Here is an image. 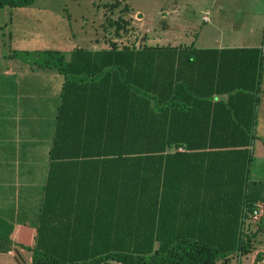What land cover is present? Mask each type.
Returning a JSON list of instances; mask_svg holds the SVG:
<instances>
[{"label": "trees", "instance_id": "trees-1", "mask_svg": "<svg viewBox=\"0 0 264 264\" xmlns=\"http://www.w3.org/2000/svg\"><path fill=\"white\" fill-rule=\"evenodd\" d=\"M114 27L101 50L36 54L65 83L33 264H217L253 252L260 232L264 242V218L245 223L259 200L248 179L262 48L150 45ZM12 231L0 216V252Z\"/></svg>", "mask_w": 264, "mask_h": 264}, {"label": "crops", "instance_id": "crops-1", "mask_svg": "<svg viewBox=\"0 0 264 264\" xmlns=\"http://www.w3.org/2000/svg\"><path fill=\"white\" fill-rule=\"evenodd\" d=\"M47 3L36 0L26 7L0 10V216L13 224V248L0 252V264H33L65 83V74L58 68L43 67L27 55L15 57L12 54L28 52L33 56L44 50H60L69 60L76 48L101 50L107 47V33L99 37L97 30L77 44L71 42L66 28L59 32L54 25L51 31H41L36 24L45 16ZM122 3L130 8L127 15L132 19V26L144 24V34L150 45H194L200 49L258 47L264 52V21L253 27L261 32L257 39L246 41L244 36L242 39L236 34L250 28L256 7L261 3L264 8V0H160L156 4L149 2L147 10L125 1ZM151 5H154L152 9ZM233 10L238 14L231 17L229 12ZM249 11L253 12L249 14ZM261 12L264 14L263 9ZM197 13H201V21L210 23L212 28L200 27ZM245 13L248 14L243 17ZM137 14L138 20H135L133 17ZM225 35L232 41L226 42ZM201 36L203 43L199 44ZM235 37L241 41H234ZM210 39L215 45L206 43ZM215 99L227 100L228 94ZM256 115L248 183H256L254 191L259 194L258 201L264 202V58ZM261 234L253 252L242 256L233 254L217 264H264V256L257 259L264 253ZM107 264L121 263L111 261Z\"/></svg>", "mask_w": 264, "mask_h": 264}, {"label": "rangeland", "instance_id": "rangeland-1", "mask_svg": "<svg viewBox=\"0 0 264 264\" xmlns=\"http://www.w3.org/2000/svg\"><path fill=\"white\" fill-rule=\"evenodd\" d=\"M48 3L45 5H48L45 9H47V12L44 14L45 16L41 18V22L37 23V27L41 28V31H51V27L54 25H57L60 31H64L65 28L68 31V36L72 37V43L77 44L81 43L84 37L93 36V34H96L97 30V36L102 37L105 33H109V30L114 31V26L119 25L123 28V33L127 32L129 36L128 38L131 41L134 39V37L144 38L145 35V27L144 24H135L131 28L129 26H126L127 22L130 23L129 16L127 13L130 11L129 7H125V4L122 3V1H125L129 4H132L133 6H138L143 8L144 10H147L148 5L150 3L156 4V2H159L160 0H46ZM150 2V3H149ZM154 6V5H153ZM151 5V8L153 7ZM123 9V10H122ZM149 9V8H148ZM262 9L264 11V8L261 3L258 4L256 7V13H254L252 17V21L250 22V28H253L254 26H258L264 21V14H262ZM122 10V11H121ZM239 11V9H237ZM234 11V10H233ZM253 11H249L248 13L251 14ZM248 13H245L243 17H245ZM236 13L235 11L229 12V15L232 17ZM215 13L212 14L214 17ZM241 15V14H239ZM36 16H38L36 14ZM135 15L133 17L135 20ZM202 14L197 13L196 21L200 25V27H206L212 28L210 23H203L201 21ZM132 20V19H131ZM94 21V22H93ZM103 22V23H102ZM66 26V27H65ZM114 27V28H113ZM105 28V29H104ZM143 28V29H142ZM250 28L246 31H242L241 33H236L239 35V38L242 37V39H246V41L253 40V38L260 37L261 32L257 29L251 31ZM84 29V30H83ZM202 31H199V33ZM126 34V35H127ZM133 36V37H131ZM244 36V38H243ZM228 35H225L224 40L226 42H230L231 39H228ZM232 41V40H231ZM234 41L238 42L241 41L238 39V37H235ZM245 41V40H243ZM198 43H203L202 36L199 37ZM209 45H215L214 40L210 39L209 42H206ZM82 45V44H80ZM29 56V55H28ZM32 59L39 58L38 55L29 56Z\"/></svg>", "mask_w": 264, "mask_h": 264}, {"label": "built area", "instance_id": "built-area-1", "mask_svg": "<svg viewBox=\"0 0 264 264\" xmlns=\"http://www.w3.org/2000/svg\"><path fill=\"white\" fill-rule=\"evenodd\" d=\"M205 20H208V17H205ZM264 218V202L258 201L255 203L253 209L247 211L245 216L246 225H256Z\"/></svg>", "mask_w": 264, "mask_h": 264}]
</instances>
